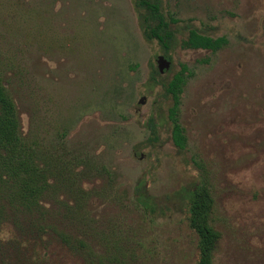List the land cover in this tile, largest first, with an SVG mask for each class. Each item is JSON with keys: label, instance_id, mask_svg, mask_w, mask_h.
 I'll use <instances>...</instances> for the list:
<instances>
[{"label": "rangeland", "instance_id": "obj_1", "mask_svg": "<svg viewBox=\"0 0 264 264\" xmlns=\"http://www.w3.org/2000/svg\"><path fill=\"white\" fill-rule=\"evenodd\" d=\"M135 1L0 0V72L22 132L54 143L89 193L79 214L65 213L66 191L47 202L53 229L41 239L11 224L1 238L20 241V264H199L188 196L206 183L214 264H264V0H163L177 45L156 81L164 53L144 38ZM191 28L228 44L183 48ZM182 64L184 151L164 95Z\"/></svg>", "mask_w": 264, "mask_h": 264}, {"label": "trees", "instance_id": "obj_2", "mask_svg": "<svg viewBox=\"0 0 264 264\" xmlns=\"http://www.w3.org/2000/svg\"><path fill=\"white\" fill-rule=\"evenodd\" d=\"M135 9L144 38L149 42L157 41L164 57L171 61L170 53L177 45V35L172 25L177 21L165 15L163 0H136ZM227 44L225 37L212 38L191 28L188 39L183 41L182 46L216 53ZM159 75V69L153 68L152 80L156 81ZM191 75L188 66L182 64L181 70L165 85L164 95L172 100L168 109L172 140L180 151L186 150L188 146L180 115L182 95ZM148 128L150 140L157 142L159 138L153 118L150 119ZM51 146H46L39 135L30 138L23 134L17 106L5 86L3 73L0 72V264H20L21 259L20 241L15 239L6 243L1 238L6 225L15 226L22 234H26V227L33 235V240L41 239L47 230L53 229L47 224L48 217L51 223V216H48L45 204L65 191L71 193L75 201L74 205L61 201L65 207L64 212L75 211L79 214L78 212L83 211L89 195L79 185L83 175L72 170L68 162L59 161L58 156H55L58 148ZM137 194L139 197L144 196L141 187ZM188 201L189 227L198 236L199 264H214V252L221 235L212 224L215 200L207 184L192 190ZM59 230L58 225V231H54L61 238V243L71 247V237ZM10 251L13 254L10 255ZM13 258L15 260L11 261Z\"/></svg>", "mask_w": 264, "mask_h": 264}, {"label": "water", "instance_id": "obj_3", "mask_svg": "<svg viewBox=\"0 0 264 264\" xmlns=\"http://www.w3.org/2000/svg\"><path fill=\"white\" fill-rule=\"evenodd\" d=\"M144 1V0H141ZM170 62L164 57V56H160L158 59V68L160 73H164L165 71H167L170 68Z\"/></svg>", "mask_w": 264, "mask_h": 264}]
</instances>
